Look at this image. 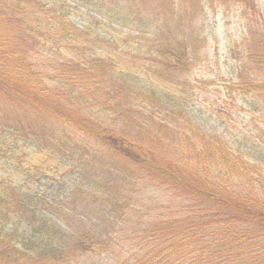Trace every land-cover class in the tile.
Returning <instances> with one entry per match:
<instances>
[{
    "label": "trees",
    "instance_id": "16d2710c",
    "mask_svg": "<svg viewBox=\"0 0 264 264\" xmlns=\"http://www.w3.org/2000/svg\"><path fill=\"white\" fill-rule=\"evenodd\" d=\"M71 1L0 0V156L23 176L0 178V264H85L120 240L135 248L115 264H264V134L248 129L240 151L187 106L206 1ZM242 70L214 115L234 126L264 113L262 74Z\"/></svg>",
    "mask_w": 264,
    "mask_h": 264
},
{
    "label": "rangeland",
    "instance_id": "374dc122",
    "mask_svg": "<svg viewBox=\"0 0 264 264\" xmlns=\"http://www.w3.org/2000/svg\"><path fill=\"white\" fill-rule=\"evenodd\" d=\"M205 1L206 10L201 21H203L204 25V36L208 39L207 47L205 54L202 56V61L187 75L192 88L187 106L193 110L195 117L201 120L205 128L212 131L215 130L214 132L217 131L218 133L226 132L223 134L225 138L229 140L231 137L233 142L241 144L240 151H248L246 142L243 140V134L249 133L248 129L256 132L261 131L264 134V113L261 110L260 104L259 110L253 112V115L260 113V117H253L246 126H244L245 119L237 118L236 125L234 126L231 122H228L227 115H222L224 116L222 118L215 117L214 115L217 113L216 110H219L218 106H222V102L224 104L230 103L226 89L228 86L226 85L238 81L237 77L240 70L243 69L242 76L251 77L252 73L255 75L261 69V66L253 62V58L248 57L247 50L250 40H253L255 48H251L255 52H259V50L264 51V0H253L254 10L250 9L251 6L248 4L245 11L243 9L246 5H239V3L216 6L213 9L210 6L209 0ZM66 3L73 5L71 0H66ZM76 6L75 10H71V20L78 26H83L91 21L89 15L92 14L88 13L89 8L80 4ZM89 7L92 6L90 5ZM105 28L111 31L107 26ZM114 28L123 29L120 25H115ZM251 30L254 39L250 34ZM244 61L245 65L243 67ZM258 73L262 74L261 72ZM263 76L262 74L261 77H258V80L264 81ZM240 102L241 100L238 101V105ZM222 121H226V124L222 125ZM212 127L214 128L212 129ZM251 137L254 139L256 135ZM5 139L0 135V153L3 155L5 150L4 145L8 140L7 138ZM18 144L22 145V150L26 148L24 146H27L21 142ZM8 176L9 179L11 177L15 182L23 179V176L14 170L13 162L7 161L4 157L0 156V178ZM234 180L238 181L239 179L235 178ZM40 184L41 186L38 188L43 194L48 196H51V193L54 194L55 189H57L55 181L51 183L53 186H49V183L46 185L45 181H41ZM148 206L149 203H145L143 206L137 205L139 210L131 211L127 215V220L121 224H125L126 229H128L125 232H132V229H138L139 226L143 225H139L141 221H147L151 217V215L146 214ZM133 248L135 247H133L132 243L129 244L120 240V243L109 253L102 254L99 257L93 258V260L88 258L84 263L115 264L117 260L121 262L127 256V252Z\"/></svg>",
    "mask_w": 264,
    "mask_h": 264
}]
</instances>
